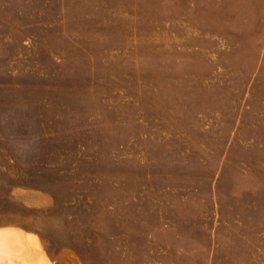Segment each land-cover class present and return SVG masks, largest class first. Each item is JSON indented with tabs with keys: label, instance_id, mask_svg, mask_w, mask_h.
Returning <instances> with one entry per match:
<instances>
[{
	"label": "rangeland",
	"instance_id": "rangeland-1",
	"mask_svg": "<svg viewBox=\"0 0 264 264\" xmlns=\"http://www.w3.org/2000/svg\"><path fill=\"white\" fill-rule=\"evenodd\" d=\"M0 224L48 264H264V0H0Z\"/></svg>",
	"mask_w": 264,
	"mask_h": 264
},
{
	"label": "crops",
	"instance_id": "crops-1",
	"mask_svg": "<svg viewBox=\"0 0 264 264\" xmlns=\"http://www.w3.org/2000/svg\"><path fill=\"white\" fill-rule=\"evenodd\" d=\"M12 230H15V231H12ZM8 232L14 233L18 239L16 237H8L9 235L7 234ZM2 237H3L4 243L2 242L3 243L2 244L0 241V257L6 258V259L13 258L11 259L12 260L11 262L13 264H17L18 259H22V263L30 262L31 264H35L36 257L34 256L37 255L35 253L36 250L39 248L44 253V251L40 248L41 241H40L39 235L37 232L33 230H29V229H26L22 226L15 225V224H0V240L2 239ZM18 240L22 242V244H24V247H19L17 250L14 247L15 245L14 243L18 242ZM5 244H7V247L5 246ZM26 246L28 249L26 248ZM31 253H33V255H31ZM44 255L48 259L46 261H51L47 253H44Z\"/></svg>",
	"mask_w": 264,
	"mask_h": 264
},
{
	"label": "bare ground",
	"instance_id": "bare-ground-1",
	"mask_svg": "<svg viewBox=\"0 0 264 264\" xmlns=\"http://www.w3.org/2000/svg\"><path fill=\"white\" fill-rule=\"evenodd\" d=\"M38 248V247H37ZM39 249V248H38ZM36 250V254L37 253H40V254H43L42 256H41V260L40 261H36L35 262V264H48V261H46V259H45V255H44V253L39 249V250ZM31 255H33V253H31ZM31 255H30V257H31ZM11 259H13V258H11ZM11 259H6V258H2V257H0V264H13L11 261Z\"/></svg>",
	"mask_w": 264,
	"mask_h": 264
},
{
	"label": "clouds",
	"instance_id": "clouds-1",
	"mask_svg": "<svg viewBox=\"0 0 264 264\" xmlns=\"http://www.w3.org/2000/svg\"><path fill=\"white\" fill-rule=\"evenodd\" d=\"M21 151H23V150H21Z\"/></svg>",
	"mask_w": 264,
	"mask_h": 264
}]
</instances>
